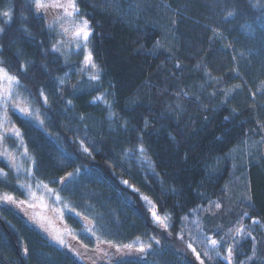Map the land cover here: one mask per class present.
Masks as SVG:
<instances>
[{
	"label": "trees",
	"instance_id": "16d2710c",
	"mask_svg": "<svg viewBox=\"0 0 264 264\" xmlns=\"http://www.w3.org/2000/svg\"><path fill=\"white\" fill-rule=\"evenodd\" d=\"M74 3L91 27L99 83L80 53L53 50L57 34L32 0H0V67L36 114L8 118L32 180L57 189L74 240L73 251L59 248L1 206L0 264H198L188 244L203 264H227L228 246L231 264H264V0ZM0 191L25 197L13 182ZM142 196L168 215L167 229ZM238 226L255 241L234 239ZM211 239L226 243L213 249ZM101 245L141 255L106 263Z\"/></svg>",
	"mask_w": 264,
	"mask_h": 264
},
{
	"label": "rangeland",
	"instance_id": "374dc122",
	"mask_svg": "<svg viewBox=\"0 0 264 264\" xmlns=\"http://www.w3.org/2000/svg\"><path fill=\"white\" fill-rule=\"evenodd\" d=\"M32 1L35 5V0ZM42 2L48 4L49 7L47 9H41L39 13L36 12L46 19L47 26L57 34L58 41L55 48H58V52L64 54L66 57L80 53L83 56V70L85 73L92 76L98 69H93L90 65L84 63V55L89 50V43L87 47L81 51L78 49V42L74 36L75 30L81 25V21L84 19L80 18L77 14L69 16L64 8L51 7L53 4L68 5L72 0H42ZM68 11H71V9ZM5 88H9L11 91V95L7 100L2 98ZM19 109H24L25 111L21 113ZM8 111H14L29 118L36 115L31 108L29 99L17 83L14 82L9 85L7 81L0 80V160L4 161L6 166L0 168V181H5V183L13 182L15 186L19 187L25 194V197L17 198L5 191H0V207H9L17 213L23 214L31 225L52 244L59 248L73 251V233L70 232L71 230L62 222V199L57 189L47 185V187H45V185L32 180V173L30 172L32 169V161L24 147L21 136L17 137L12 132V129H18L8 118ZM9 195L14 197L16 200L15 204L3 202V198ZM57 196L59 197L58 200L56 199ZM20 201H24L25 203L20 204ZM165 222H168V219ZM159 228L162 230L164 229L162 226ZM55 237L63 239L66 246H62L58 243L54 239ZM197 240L199 241L198 243L202 251L206 252L208 247L203 238L201 236H195V243ZM155 241L153 242L158 244ZM117 249H119V251H117ZM98 250L101 253L103 252L101 255H98V258L106 263L120 258H134L141 255L132 248L116 247L112 245H101ZM193 255L197 263L200 264L201 261L199 258L196 257L195 253H193Z\"/></svg>",
	"mask_w": 264,
	"mask_h": 264
},
{
	"label": "snow or ice",
	"instance_id": "6c2138e0",
	"mask_svg": "<svg viewBox=\"0 0 264 264\" xmlns=\"http://www.w3.org/2000/svg\"><path fill=\"white\" fill-rule=\"evenodd\" d=\"M49 7L48 4H45L44 2H42V0H35V9L36 11L39 13L41 9H47ZM51 7H61V8H64L65 11L67 12V14L69 16L73 15V14H80L79 13V9L77 8L76 4L74 3V0H72V2H70L68 5H63V4H53L51 5ZM69 9H71V11H68ZM5 17H8L10 19V14L8 12H5L4 13ZM229 15H232V13H229ZM3 32V29H0V33ZM74 36H75V39L77 40L78 42V49L83 51L86 47H87V44L90 42L89 40V37L91 36V27L90 25L88 24V21L87 20H83L81 21V25L79 27H77V29L75 30V33H74ZM157 46L158 45V42H157ZM54 51H59L58 48H55L54 46ZM84 63L86 65H90L93 69H96V65L93 61V57H92V53L90 50H88L86 52V54L84 55ZM177 67H179V65H177ZM99 77H100V73L99 71L97 70L91 77H90V80L92 81H96L97 83H99ZM0 80H4V81H7L9 83V85H11L12 83H19L16 79V77L10 75L7 71H5L3 68H0ZM60 84L63 83V80H60L59 82ZM11 95V91L9 88H5L3 90V99L7 100V98ZM41 95L43 96V93L41 91ZM103 100V97H97L95 100L92 101V103H96L98 101H102ZM43 101L44 103L46 104L47 103V97L46 96H43ZM67 103L69 104V106H71V101H67ZM110 107V106H109ZM19 111L21 113H23L25 110L24 109H19ZM111 112H109V117L111 118ZM145 127H147V121H145ZM12 132L15 134V136L17 137H20L21 136V133L16 130V129H12ZM84 151L87 152L88 149L87 148H84ZM139 152L141 154H143L145 152V149L141 146L140 149H139ZM129 155H133L132 153H129ZM72 173H69V178L72 177ZM59 182V181H58ZM70 182V181H69ZM123 184L127 185L128 187H133L132 185H129L128 184V181L124 180V181H121ZM62 183H66V182H62ZM45 187H47L45 185ZM63 190V188L61 189ZM134 191H139L138 189H135L133 188ZM51 191V190H50ZM142 200L144 201L145 205H146V210L148 211V214H149V218L151 220V222H153L154 224H156L158 227L162 226L164 229H167L170 224L165 222L169 217L167 214H165L164 217H162L161 215H159L157 213V209H156V206L149 200L148 197H144L142 196L141 197ZM56 199L58 200L59 197L57 196ZM248 200L251 201V197L249 196L248 197ZM3 202L5 203H12V204H15L16 203V200L14 199L13 196L9 195V196H5L3 198ZM20 204H24L25 202L24 201H20L19 202ZM217 208L220 207V204L219 203H216L215 205ZM78 215V214H77ZM244 217H248V213L247 212H244L241 214V219L244 218ZM184 219H187V217H184ZM252 219V223L253 224H258L259 221L256 220L255 218H251ZM230 232H234L235 233V238H239L241 236V234L245 235L246 237H250L253 242L255 241V238L254 237H251V234L249 232H246L245 231V228L243 226H238L234 229H229ZM219 234V233H218ZM183 237L181 236V239ZM58 243H60L62 246H66L65 245V241L63 239H61L60 237H55L54 238ZM156 243H159V241H155ZM209 243L211 245V247L213 249H216L217 246L219 244H223V243H226L224 241H217L215 239H211L209 240ZM125 247H130V246H125ZM148 247L150 248L151 245H148ZM188 248H190L192 250L193 253H195L196 257L199 258L200 257V253L199 252H196V249L192 247L191 244H188ZM24 253L27 254V248H24L23 249ZM117 251H119V249H117ZM140 252H144L145 251V247L143 244H141L140 246V249H139ZM226 251H227V255L223 256L222 259L224 261L227 262V264H231L232 262V259H233V248L231 246H228L226 248ZM207 255V254H205ZM217 255L219 256L220 253L217 252ZM209 259H211V257H209ZM200 264H203V261L200 262Z\"/></svg>",
	"mask_w": 264,
	"mask_h": 264
}]
</instances>
